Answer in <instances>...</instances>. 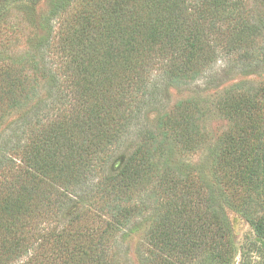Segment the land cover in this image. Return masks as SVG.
Listing matches in <instances>:
<instances>
[{"label": "trees", "instance_id": "trees-1", "mask_svg": "<svg viewBox=\"0 0 264 264\" xmlns=\"http://www.w3.org/2000/svg\"><path fill=\"white\" fill-rule=\"evenodd\" d=\"M43 21L30 65L0 77V123L22 112L0 129V264H129L122 244L144 226L138 264L188 263L209 227L190 216L170 142L175 124L188 150L200 135L188 115L168 114L169 90L220 58L231 74L264 71V0H52ZM247 96L227 114L239 124L220 154L236 165L252 154L254 169L238 172L257 181L264 118ZM207 196L224 237L219 196Z\"/></svg>", "mask_w": 264, "mask_h": 264}, {"label": "rangeland", "instance_id": "rangeland-1", "mask_svg": "<svg viewBox=\"0 0 264 264\" xmlns=\"http://www.w3.org/2000/svg\"><path fill=\"white\" fill-rule=\"evenodd\" d=\"M51 1L0 0V77L3 76L2 66L12 65L17 69L30 65L37 40L46 32L43 30V20ZM232 66L226 65V61L220 58L192 85L169 90L168 114L176 118L175 123L188 115L200 135L198 144L188 150L186 141L182 142V126L175 124V135L180 136L178 142H170L173 144L170 149L173 153L172 163L180 180H183L180 172L184 173V180L189 179L183 184H186L193 200L191 218L209 227L202 241L198 240V247L188 257L186 264L207 263L208 256L213 257V254L220 255L221 259L216 257L209 264H264V177L259 176L257 181L244 180L238 172L243 167L247 171L254 169L257 162L252 154L237 165L234 164L233 155L231 159L226 157L223 160L220 154L225 149L228 136L236 133V124H239L235 117L227 114L233 115L234 107L249 101L247 94L256 93L253 105L259 118H264V71L242 75L236 70L231 74ZM21 113L7 114L0 123V129L12 123ZM156 115H148L150 124L157 121ZM257 144L258 141L251 138L245 149L256 151ZM134 146L128 143L123 155L131 154ZM180 189L181 185H178V194ZM211 192L219 196L231 230L224 237L217 232L215 223L210 224L206 198ZM248 200L251 203L247 205ZM146 244L147 226L122 244L123 251L127 248L129 264H138V248Z\"/></svg>", "mask_w": 264, "mask_h": 264}]
</instances>
